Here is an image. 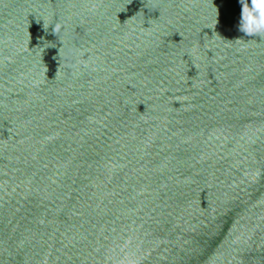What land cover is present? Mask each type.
<instances>
[{"label": "water", "instance_id": "obj_1", "mask_svg": "<svg viewBox=\"0 0 264 264\" xmlns=\"http://www.w3.org/2000/svg\"><path fill=\"white\" fill-rule=\"evenodd\" d=\"M239 0H0V264H264V34Z\"/></svg>", "mask_w": 264, "mask_h": 264}, {"label": "clouds", "instance_id": "obj_2", "mask_svg": "<svg viewBox=\"0 0 264 264\" xmlns=\"http://www.w3.org/2000/svg\"><path fill=\"white\" fill-rule=\"evenodd\" d=\"M238 29L247 36L264 34V0H239Z\"/></svg>", "mask_w": 264, "mask_h": 264}]
</instances>
